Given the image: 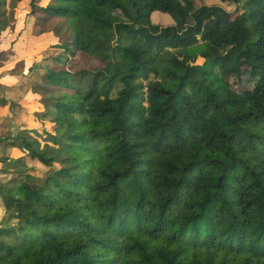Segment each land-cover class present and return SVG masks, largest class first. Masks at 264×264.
<instances>
[{
  "label": "trees",
  "instance_id": "16d2710c",
  "mask_svg": "<svg viewBox=\"0 0 264 264\" xmlns=\"http://www.w3.org/2000/svg\"><path fill=\"white\" fill-rule=\"evenodd\" d=\"M144 1L0 0V67L48 51L0 81V161L48 168L0 182V264H264V0Z\"/></svg>",
  "mask_w": 264,
  "mask_h": 264
},
{
  "label": "rangeland",
  "instance_id": "374dc122",
  "mask_svg": "<svg viewBox=\"0 0 264 264\" xmlns=\"http://www.w3.org/2000/svg\"><path fill=\"white\" fill-rule=\"evenodd\" d=\"M214 0H204L206 4H212ZM245 0H241V3H243ZM9 0H6L5 6L7 10V17L9 20H14L12 21V24L16 26L14 28V31L16 30L17 32L20 30V26L23 25V21H26L27 19V0H19L16 2L15 7L13 10H9ZM195 4L198 6L200 2L198 0H195ZM221 5L232 14V11L235 9V3L233 1H229L226 3H221ZM23 8V9H21ZM160 8L157 0H145L142 5V11L146 15V20L148 23H152V30H156L155 25H160V26H166L169 24H173V20L168 15L167 13H162L158 11ZM150 16V17H149ZM173 17L176 18V15L173 14ZM222 20L224 23H226L231 30H236V21L233 15L229 16L228 14L224 15L222 17ZM145 35V32H142ZM244 35L240 37V39H243ZM26 51L29 55L25 56V58H21L17 61H14L13 63H9L5 66L0 67V81H4L7 85H9L10 88H12V81L15 79L16 81V74L18 75L19 73H28L29 69L26 64V59H31L32 62L31 65H33V68L41 67L45 65L44 58L47 56L48 51L45 47H42L40 43L38 45L32 44H21L20 47H17L18 53L20 51ZM17 54V53H16ZM44 59V60H43ZM10 67V68H9ZM12 67V68H11ZM249 77L246 75L243 76L242 81L238 82L235 81L234 85L236 84L237 88L239 87H244V86H250L251 80ZM234 79L231 78V82H233ZM249 81V82H248ZM1 92V88H0ZM9 119L2 120L0 122V136L3 134H7V132L11 133V138L22 134L25 135L27 131L25 129H20L19 126H17L16 122L13 123L14 127L10 131L11 125H10ZM17 126V127H16ZM30 134V133H28ZM134 140L139 144V149L142 151L144 155H146L147 148L144 145V139L142 135V131L139 128L137 130V133L133 135ZM7 150V151H4ZM20 151V150H19ZM19 151L17 149H12V151L8 150L7 148L4 147L3 144L0 143V157H6L9 155H14L17 156L19 155ZM12 156V157H14ZM9 161V160H8ZM5 161L3 162V165H0V182H7L10 180L12 177L18 175L20 172L24 174H31L35 176H43L45 172L48 170V168L41 163H39L36 159H31L28 154H25L23 156V163L24 164H13L12 162ZM3 222H8V216L4 213L3 215ZM14 220L10 221L13 223Z\"/></svg>",
  "mask_w": 264,
  "mask_h": 264
},
{
  "label": "crops",
  "instance_id": "0c3cea01",
  "mask_svg": "<svg viewBox=\"0 0 264 264\" xmlns=\"http://www.w3.org/2000/svg\"><path fill=\"white\" fill-rule=\"evenodd\" d=\"M13 83H15V79L12 81V84ZM6 114H7V109H5V108H0V122L2 121V120H5L6 121V119H7V117H6ZM14 121L13 120H11L10 121V125H11V127H14ZM18 124V123H17ZM17 126H19V125H17ZM16 126V127H17ZM12 137V136H11ZM0 165L2 166L3 165V162L2 161H0ZM3 215H4V209H3V206H2V202H1V200H0V221L2 220V218H3Z\"/></svg>",
  "mask_w": 264,
  "mask_h": 264
}]
</instances>
